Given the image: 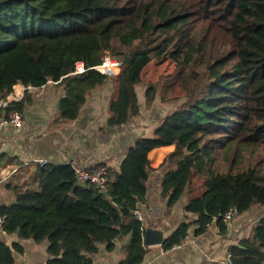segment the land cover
<instances>
[{
	"label": "trees",
	"instance_id": "16d2710c",
	"mask_svg": "<svg viewBox=\"0 0 264 264\" xmlns=\"http://www.w3.org/2000/svg\"><path fill=\"white\" fill-rule=\"evenodd\" d=\"M105 58L122 63L109 126L140 114L136 87L154 61L171 62L188 94L152 137L134 140L118 170L107 169L105 192L78 185L69 163L41 166L38 190L15 191V202L0 206V264H16L28 239L47 242L45 264H92L99 245L112 252L124 237L118 264L142 263L144 227L132 212L146 200L147 155L163 146L175 148L164 163L179 157L160 182L166 211L192 178L201 183L203 192L184 207L195 216V236L213 222L224 234L230 208L264 209V0H0V103L16 85L58 82L59 118L75 120L106 83L92 69ZM77 62L85 72L74 75ZM159 90L158 82L145 87L146 107ZM26 95L0 106V119L22 113ZM190 225L180 223L162 248L181 245ZM228 253L229 263L219 264H264V215Z\"/></svg>",
	"mask_w": 264,
	"mask_h": 264
},
{
	"label": "crops",
	"instance_id": "0c3cea01",
	"mask_svg": "<svg viewBox=\"0 0 264 264\" xmlns=\"http://www.w3.org/2000/svg\"><path fill=\"white\" fill-rule=\"evenodd\" d=\"M24 94L30 98L21 113L22 127L17 130L5 127L0 131V206L13 204L15 191L39 189L40 159H45L49 165L54 166L69 163L81 165L88 170L100 166L118 170L134 140L152 137L164 118L155 119V115L151 117L149 114L146 117L140 110L139 116L125 125L109 126L108 105L116 96L115 82L105 83L93 90L86 97L78 117L72 121H62L59 118L58 103L63 96V89L58 82L48 81L42 87L27 89L16 85L5 101H20ZM156 102L157 100L153 102V107ZM164 115L167 116L168 113ZM174 150L173 145L163 146L153 149L147 155L152 171L147 178L146 200L139 203L144 215L143 227L160 230L163 239L180 223L188 222L191 227L187 232V240L177 249L165 251L162 244L144 246L146 254L140 264L225 263L229 247L246 237L253 224L250 225L247 215H235L228 223L224 222V234L219 233L213 222L202 234L195 236V225L192 226L195 216L186 213L184 207L189 198L200 196L203 192L201 183L198 184L196 178L191 179L185 193L172 209L166 211L160 182L163 174L173 169L175 160L179 158L174 156L164 163ZM20 174H23L21 178ZM128 239L129 237H124L116 240L112 252H106L104 245H99L97 253L91 256L92 264H118L123 259L122 247ZM14 240V237H5L7 243ZM19 243L23 247V253L15 255L16 264H45L49 259L47 242L35 243L28 239Z\"/></svg>",
	"mask_w": 264,
	"mask_h": 264
},
{
	"label": "built area",
	"instance_id": "2783aa9c",
	"mask_svg": "<svg viewBox=\"0 0 264 264\" xmlns=\"http://www.w3.org/2000/svg\"><path fill=\"white\" fill-rule=\"evenodd\" d=\"M121 62H118L116 60L105 58L102 64L93 67L95 71L100 73L104 78L106 83H114L117 80V77L120 73L121 68ZM85 72V69L83 67V64L81 62H77L75 65V70L73 72L74 75L82 74ZM21 99V97L19 98ZM8 103L6 101L1 102L0 106H6ZM22 115L17 110H12L8 113L6 117H3L0 119V131L5 127L13 128L14 130L20 129L22 127ZM8 142L7 140H5ZM48 163L45 159H40L38 161V165L44 166ZM74 175H75V181L80 186H92L94 189H96L99 192H105L106 191V185H107V169L105 167H99L94 170H88L87 168H84L81 165H71ZM133 217L143 224L144 222V215L141 211V208H139V204L136 205L135 209L132 212ZM236 215V210L234 208H230L224 215H223V221L225 223H228L232 220V218ZM3 223L4 219L3 217H0V233L2 235L5 234L3 230ZM197 226L195 225V228ZM187 240V235L184 239V241ZM184 243V242H183ZM182 243V244H183ZM181 244V245H182ZM181 245H175L171 248V250L179 248ZM230 254H228V260L225 263H229Z\"/></svg>",
	"mask_w": 264,
	"mask_h": 264
},
{
	"label": "rangeland",
	"instance_id": "374dc122",
	"mask_svg": "<svg viewBox=\"0 0 264 264\" xmlns=\"http://www.w3.org/2000/svg\"><path fill=\"white\" fill-rule=\"evenodd\" d=\"M157 82L160 83V90L156 97V106L153 107L151 105L150 107H146L143 96L145 87L149 83ZM188 91L189 89L184 87V82L180 79L177 70H175L171 62L166 60L154 61L145 68L141 75V83L136 87L139 110L146 117H149L147 116L149 114L151 117L155 115V119L156 117L163 118L165 117L164 114H169V112L184 101ZM152 107L153 110H151ZM153 111H157L162 116H158L156 112L153 114ZM22 175L20 174L19 177L21 178ZM197 183L199 184L200 182L198 181ZM245 215L249 217L251 225L257 222L259 217L264 215V209L256 207Z\"/></svg>",
	"mask_w": 264,
	"mask_h": 264
},
{
	"label": "water",
	"instance_id": "95a60500",
	"mask_svg": "<svg viewBox=\"0 0 264 264\" xmlns=\"http://www.w3.org/2000/svg\"><path fill=\"white\" fill-rule=\"evenodd\" d=\"M163 234L160 230L154 228H145L143 234V245L154 246L161 245L163 243Z\"/></svg>",
	"mask_w": 264,
	"mask_h": 264
}]
</instances>
